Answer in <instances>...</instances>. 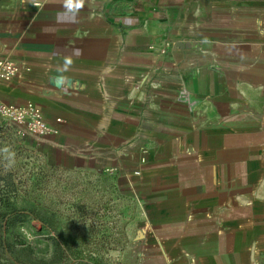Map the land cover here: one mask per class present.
Returning <instances> with one entry per match:
<instances>
[{
  "label": "crops",
  "instance_id": "1",
  "mask_svg": "<svg viewBox=\"0 0 264 264\" xmlns=\"http://www.w3.org/2000/svg\"><path fill=\"white\" fill-rule=\"evenodd\" d=\"M77 4L0 0V101L135 192L121 264H264V0Z\"/></svg>",
  "mask_w": 264,
  "mask_h": 264
},
{
  "label": "rangeland",
  "instance_id": "2",
  "mask_svg": "<svg viewBox=\"0 0 264 264\" xmlns=\"http://www.w3.org/2000/svg\"><path fill=\"white\" fill-rule=\"evenodd\" d=\"M21 132L0 118V188L8 197L0 204V264H121L136 226L135 192L108 169L46 154Z\"/></svg>",
  "mask_w": 264,
  "mask_h": 264
},
{
  "label": "built area",
  "instance_id": "3",
  "mask_svg": "<svg viewBox=\"0 0 264 264\" xmlns=\"http://www.w3.org/2000/svg\"><path fill=\"white\" fill-rule=\"evenodd\" d=\"M168 45V43H165L159 49V53L163 54ZM148 48L154 49L152 45H149ZM17 72L18 66L14 61L7 57L0 59V80L9 81ZM0 118L15 125L20 131L31 135L43 136L57 132L55 127L50 126L43 119L40 109L30 104L20 107L0 101Z\"/></svg>",
  "mask_w": 264,
  "mask_h": 264
},
{
  "label": "trees",
  "instance_id": "4",
  "mask_svg": "<svg viewBox=\"0 0 264 264\" xmlns=\"http://www.w3.org/2000/svg\"><path fill=\"white\" fill-rule=\"evenodd\" d=\"M4 182H6L5 186L9 187L10 182L9 181H4ZM5 188H7V187H5ZM5 188H4V190H5ZM7 199H8V197H7L6 192H3V189L0 188V204H1V202L7 201Z\"/></svg>",
  "mask_w": 264,
  "mask_h": 264
},
{
  "label": "clouds",
  "instance_id": "5",
  "mask_svg": "<svg viewBox=\"0 0 264 264\" xmlns=\"http://www.w3.org/2000/svg\"><path fill=\"white\" fill-rule=\"evenodd\" d=\"M80 3H82V0H78L77 7H79V6H80Z\"/></svg>",
  "mask_w": 264,
  "mask_h": 264
}]
</instances>
